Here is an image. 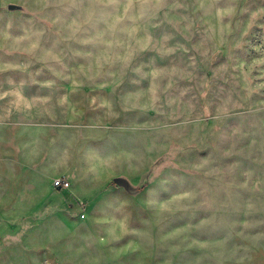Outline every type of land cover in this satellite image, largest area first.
<instances>
[{
	"label": "rangeland",
	"instance_id": "rangeland-1",
	"mask_svg": "<svg viewBox=\"0 0 264 264\" xmlns=\"http://www.w3.org/2000/svg\"><path fill=\"white\" fill-rule=\"evenodd\" d=\"M0 264H264V0H0Z\"/></svg>",
	"mask_w": 264,
	"mask_h": 264
},
{
	"label": "water",
	"instance_id": "water-1",
	"mask_svg": "<svg viewBox=\"0 0 264 264\" xmlns=\"http://www.w3.org/2000/svg\"><path fill=\"white\" fill-rule=\"evenodd\" d=\"M19 7L20 6H18L16 4H10L9 5V9L10 10H16ZM113 181L119 187H123V188H125V189H127L128 191H131V192H134L135 191L134 185L129 180H127L124 177H115ZM59 189H61V188H59Z\"/></svg>",
	"mask_w": 264,
	"mask_h": 264
},
{
	"label": "built area",
	"instance_id": "built-area-1",
	"mask_svg": "<svg viewBox=\"0 0 264 264\" xmlns=\"http://www.w3.org/2000/svg\"><path fill=\"white\" fill-rule=\"evenodd\" d=\"M70 182L66 178H58L54 181V187L66 189L69 188Z\"/></svg>",
	"mask_w": 264,
	"mask_h": 264
}]
</instances>
